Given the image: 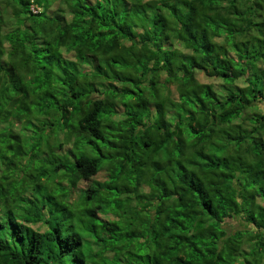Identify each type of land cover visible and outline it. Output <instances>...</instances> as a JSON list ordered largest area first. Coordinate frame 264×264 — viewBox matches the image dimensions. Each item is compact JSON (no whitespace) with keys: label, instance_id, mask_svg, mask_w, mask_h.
Listing matches in <instances>:
<instances>
[{"label":"trees","instance_id":"16d2710c","mask_svg":"<svg viewBox=\"0 0 264 264\" xmlns=\"http://www.w3.org/2000/svg\"><path fill=\"white\" fill-rule=\"evenodd\" d=\"M0 264H264V0H0Z\"/></svg>","mask_w":264,"mask_h":264},{"label":"rangeland","instance_id":"374dc122","mask_svg":"<svg viewBox=\"0 0 264 264\" xmlns=\"http://www.w3.org/2000/svg\"><path fill=\"white\" fill-rule=\"evenodd\" d=\"M97 179L98 180H103L104 179V175L103 174H100L99 176H97ZM88 186V183H82L80 186H79V189L80 188H84V187H87Z\"/></svg>","mask_w":264,"mask_h":264},{"label":"built area","instance_id":"2783aa9c","mask_svg":"<svg viewBox=\"0 0 264 264\" xmlns=\"http://www.w3.org/2000/svg\"><path fill=\"white\" fill-rule=\"evenodd\" d=\"M35 12V11H34Z\"/></svg>","mask_w":264,"mask_h":264}]
</instances>
